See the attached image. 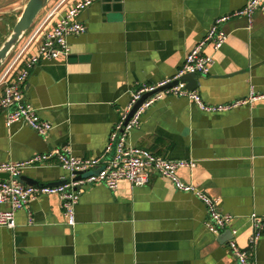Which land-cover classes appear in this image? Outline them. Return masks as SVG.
<instances>
[{"label": "crops", "instance_id": "0c3cea01", "mask_svg": "<svg viewBox=\"0 0 264 264\" xmlns=\"http://www.w3.org/2000/svg\"><path fill=\"white\" fill-rule=\"evenodd\" d=\"M27 1L0 0L2 36L1 29L13 28ZM60 1L48 2L7 62L43 23L26 57L34 54L43 35L78 0H65L54 10ZM246 3L95 1L78 16L86 31L68 37L69 54L40 61L25 82V99L53 128L42 136L22 121L8 127L5 112L0 113V162L63 145L80 157L100 155L132 91L174 76L213 22ZM222 28L227 40L217 52L206 49L214 53V63L210 73L197 74L195 90L212 105L252 90L264 94V12L254 14L251 26L247 17L235 16ZM129 142L173 159L195 160V167L178 170L179 177L217 199L219 209L232 215L229 226L210 232L199 197L151 171L145 185L126 179L116 190L86 185L74 226L67 224L58 195L37 196L17 210L15 228L0 226V264H240L228 247V231L236 229L237 243L247 249L251 215H264V97L213 112L188 97L168 94L146 110ZM69 177L51 161L25 168L21 180L50 184ZM8 208L9 203L0 204L1 210ZM250 258L264 264V231Z\"/></svg>", "mask_w": 264, "mask_h": 264}, {"label": "built area", "instance_id": "2783aa9c", "mask_svg": "<svg viewBox=\"0 0 264 264\" xmlns=\"http://www.w3.org/2000/svg\"><path fill=\"white\" fill-rule=\"evenodd\" d=\"M65 0H61L56 8ZM98 0H78L66 8L65 12L56 20L52 29L46 32L34 54L26 57L29 45L41 32L40 24L31 34L26 43L21 46L12 59L4 63L0 72V113L5 112L6 124L10 127L14 122L22 121L34 129L38 134L47 136L53 124L42 118L37 109L25 99L24 86L31 68L42 60L57 59L61 55H68L70 45L68 37L86 31V27L79 20V14L88 6ZM257 11L264 12V0H247L241 9L222 15L211 25L206 36L199 41L186 55V59L179 71L172 77H167L157 83H141L132 91L131 98L121 114L119 120L109 133L108 141L102 153L95 157H80L74 155L68 145L57 146L49 151L38 152L25 160L0 162V173H8L9 178H0V204L9 203V208L0 209V226L15 228L16 212L25 207L31 200L41 194H56L61 199L67 224H76V206L79 203L83 188L89 184L102 183L111 190H116L120 180L126 179L132 185H145L149 182L151 171L167 177L173 185L183 191L194 192L205 204L208 219L207 229L215 234L225 230L232 219L230 213L219 209L217 199L198 189L192 183L184 182L178 175V170L183 167H195L193 159H173L152 152L129 142L133 129L139 128L142 116L154 103L163 99L168 94L188 97L195 101L205 111L219 112L244 104H252L264 94L255 91L243 98L230 103L208 104L196 90H189L186 82L181 77L186 73L206 75L210 73L214 63V53L226 42L228 34L222 24L235 16L247 17L250 26ZM51 12L49 15H53ZM211 47L213 52H207ZM24 61V66L20 64ZM177 81L176 84H172ZM172 84V85H171ZM171 85L167 88L162 89ZM146 94L143 102L130 116L135 104ZM55 161L69 171L70 177L61 184H25L21 180L22 172L30 166L45 165ZM81 173L82 176L78 177ZM252 231L249 237L248 248H242L236 241V229L232 230V237L228 247L240 264H253L250 258L252 250L264 231V215L253 213L251 215Z\"/></svg>", "mask_w": 264, "mask_h": 264}, {"label": "water", "instance_id": "95a60500", "mask_svg": "<svg viewBox=\"0 0 264 264\" xmlns=\"http://www.w3.org/2000/svg\"><path fill=\"white\" fill-rule=\"evenodd\" d=\"M50 0H28L22 10L21 15L19 16L18 20L15 22L10 34L7 36V38L4 40V42L0 45V68L4 65L5 61L9 57L10 53L13 51V49L18 45L20 40L23 38V36L26 34V32L31 28L33 25L36 17L38 14L42 11V9L48 4ZM182 81L187 82L186 86L189 90H195L197 88V73H186L181 77ZM177 81H175L172 84H176ZM171 84V85H172ZM171 85H168L164 88H167ZM149 94H146L142 97L141 100H139L132 111L130 112V116L132 113L136 110V108L143 102L146 96ZM82 174L79 173L78 177H81ZM0 177L4 179L9 178L8 173H0ZM66 180H61L57 182L50 183V185H56L64 183ZM27 183L35 184V185H43V183L35 180V179H29L27 180ZM231 234L232 237V231L229 229L228 231Z\"/></svg>", "mask_w": 264, "mask_h": 264}, {"label": "rangeland", "instance_id": "374dc122", "mask_svg": "<svg viewBox=\"0 0 264 264\" xmlns=\"http://www.w3.org/2000/svg\"><path fill=\"white\" fill-rule=\"evenodd\" d=\"M1 30L4 33V36L1 35L2 33L0 34V45L2 44L1 42H3V40H5V36H8L10 34V32H11L12 29L5 27V28H2Z\"/></svg>", "mask_w": 264, "mask_h": 264}]
</instances>
